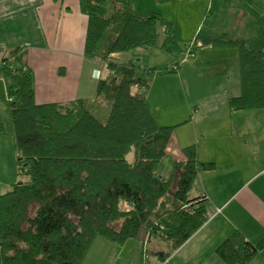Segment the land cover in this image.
I'll return each instance as SVG.
<instances>
[{"label":"trees","instance_id":"trees-1","mask_svg":"<svg viewBox=\"0 0 264 264\" xmlns=\"http://www.w3.org/2000/svg\"><path fill=\"white\" fill-rule=\"evenodd\" d=\"M80 7L89 18L85 55L107 73L98 75L96 100L39 104L32 71L12 59L21 48L0 60L26 177L0 195V264H83L96 237L124 245L156 236L176 250L210 218L205 198L190 196L201 168L213 166L199 161L195 145L181 150L168 179L157 171L175 127L156 122L146 90L155 73L177 72L182 60L150 68L116 61L118 53L140 47L183 53L175 26L157 12L141 15L130 0H80ZM200 46L237 47L242 92L230 98L231 110L264 108V48L227 34L204 42L197 36L185 57ZM99 98L108 103L106 120L94 113ZM263 249L264 237L253 243L237 230L216 253L226 264H249ZM159 253L162 260L171 255Z\"/></svg>","mask_w":264,"mask_h":264},{"label":"crops","instance_id":"crops-1","mask_svg":"<svg viewBox=\"0 0 264 264\" xmlns=\"http://www.w3.org/2000/svg\"><path fill=\"white\" fill-rule=\"evenodd\" d=\"M190 1L191 8L185 4L189 13L185 21L199 22L188 36L191 42L197 36L204 42L227 34L245 40L250 48H264V0ZM196 1L201 8L195 7ZM130 2L141 15L162 14L181 37L173 16L155 9L147 14L137 9L154 0ZM88 20L80 0H0V60L21 48L13 59L32 71L39 104L97 99L98 75L107 73L98 59L85 55ZM204 27L207 29L202 33ZM189 61L177 72L155 73L146 93L156 122L175 127L172 146L160 161L158 173L168 179L174 172L175 158L189 145L198 148L200 162L213 163L211 169L201 168L190 194L205 198L210 218L159 264H226L216 248L230 234L238 230L253 243L264 237V108L231 110L230 98L242 92L237 47L200 46ZM152 66L161 65L145 68ZM9 120L8 88L0 77V122L5 126L0 133V195L24 179L18 166L13 122L7 126ZM94 240L83 264H114L116 255L137 239L124 245L102 237ZM249 264H264V249Z\"/></svg>","mask_w":264,"mask_h":264},{"label":"rangeland","instance_id":"rangeland-1","mask_svg":"<svg viewBox=\"0 0 264 264\" xmlns=\"http://www.w3.org/2000/svg\"><path fill=\"white\" fill-rule=\"evenodd\" d=\"M185 4L189 8L192 7L190 0H170V1L154 0V2H149V5L146 7H141V6L137 7V9H139L145 14L155 9L160 13L165 12L166 14L173 16V18L175 19V25L178 31L181 33V37H179V42L181 47H183L184 50L183 53L175 52L174 54H170L165 50L159 48L158 46L152 47L151 49L140 47L139 49H135L127 53H118V55H116V61L126 62L129 60H134L142 67L152 64L161 65L159 67H163L164 66L163 64H165L167 61L170 62L171 60L174 59H176L177 61L182 60L180 65L191 63L190 61L187 62V60H190L191 58L185 57L187 50L186 46L191 43L190 39L188 38L191 36L190 35L191 32H195V29L199 24V22H197V20L194 22L185 21V17L189 16L188 9L185 8ZM196 6L201 8L200 4L197 1L195 2V7ZM211 23L215 24L213 20H211ZM206 29L207 28L204 27L202 33L203 31L205 33ZM159 37H160L159 38V43H160L164 38L162 32ZM145 49H149V51H146ZM221 73L222 70H219L215 77L216 79H218V81L221 80ZM204 76H206L207 78L214 77V75L212 76L204 75ZM99 100H100L99 102L100 105L98 106V108L94 109V113L97 117H100L102 120H106L108 118L107 116L109 113V109L108 111H106V107H108V103H106L104 100L102 101L101 98H99ZM152 104H153V110L157 111L156 108L157 104H155L154 102ZM168 108L170 107L168 106ZM11 124L12 122L9 120L7 126L9 127V125ZM134 157H135V153L133 151L128 155V160L134 162ZM24 179H26V177H24ZM160 251L169 252V253L174 252L172 244L164 238L151 236V239H148L145 242L137 238V240H131L126 245L125 250H122L121 254L116 255V257L113 259V262L114 264H159L161 261H163L161 260L162 258L160 257V253H159Z\"/></svg>","mask_w":264,"mask_h":264},{"label":"built area","instance_id":"built-area-1","mask_svg":"<svg viewBox=\"0 0 264 264\" xmlns=\"http://www.w3.org/2000/svg\"><path fill=\"white\" fill-rule=\"evenodd\" d=\"M8 61H9L8 63H9L11 66H13V65H14V62H13V60H8ZM0 64H4V62H3V61H1V62H0ZM15 65H17V64H15ZM18 65H19V64H18ZM18 65H17V66H18Z\"/></svg>","mask_w":264,"mask_h":264},{"label":"bare ground","instance_id":"bare-ground-1","mask_svg":"<svg viewBox=\"0 0 264 264\" xmlns=\"http://www.w3.org/2000/svg\"><path fill=\"white\" fill-rule=\"evenodd\" d=\"M11 56V55H10ZM12 58V57H11ZM16 58V57H15ZM13 59V58H12ZM19 62V61H18Z\"/></svg>","mask_w":264,"mask_h":264}]
</instances>
